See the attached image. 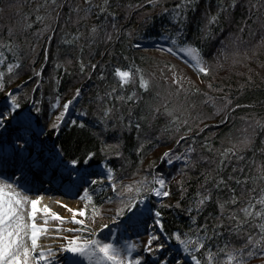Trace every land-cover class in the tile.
<instances>
[{
	"label": "trees",
	"instance_id": "16d2710c",
	"mask_svg": "<svg viewBox=\"0 0 264 264\" xmlns=\"http://www.w3.org/2000/svg\"><path fill=\"white\" fill-rule=\"evenodd\" d=\"M178 3L0 0V93L17 83L10 101L15 95L44 129L61 102L75 97L70 119L48 134L63 160L94 153L80 170L106 176L80 192L85 239L100 222L131 212L129 197L143 195L151 214L160 210L170 243L201 264H240V250L248 253L242 264H264V0H194L183 39L201 49L206 74L139 45L145 38L171 41V16L163 10ZM169 150L190 159L164 157ZM158 175L167 196L149 190ZM124 185L130 190L121 193ZM205 196L211 198L197 207ZM249 235L261 239L255 248Z\"/></svg>",
	"mask_w": 264,
	"mask_h": 264
},
{
	"label": "rangeland",
	"instance_id": "374dc122",
	"mask_svg": "<svg viewBox=\"0 0 264 264\" xmlns=\"http://www.w3.org/2000/svg\"><path fill=\"white\" fill-rule=\"evenodd\" d=\"M139 45L142 49L151 50L154 48L160 53H169L175 57L183 67H186L189 71L194 73L189 66V62L195 64V61L186 53L180 51L181 45L174 46L166 37L158 41L152 38H145ZM17 86V83H15L10 88L0 93V111H7V108L11 104L10 95L16 91ZM64 102L65 101L61 102L58 111L50 118V121L47 123L48 126H46L45 129L33 121L28 145L19 156L12 155V149L16 138L15 121H9L5 127L0 128V143L3 144V150L0 151V197L5 201L10 198L13 201H20L19 205L14 206L18 207L23 217L24 224L27 226L29 232L31 231L33 219L37 225L38 234L41 233V231H50V234L47 235L49 238L48 240L45 235L40 234L37 240L38 249L41 247L52 249V253L47 255V264H59L57 261L59 254L62 255V251L66 250L61 249L60 251H56V249L62 242H67L71 236L82 238L79 240L80 243L85 239L79 231L82 225L78 221L82 220V212L76 213L77 220L73 221L71 218L74 213L70 211L68 207H65V205L71 208L81 209L78 195H80L81 190L85 187L84 185L92 179H101L103 181L106 179V176H100L98 173L93 172L94 170H80L79 175L73 177L67 167L58 166L56 163L60 160V157L57 151L58 149L55 147L51 137H49L48 130L54 129V132H56V128L51 127L52 124L55 123L58 126L70 119L73 112V104H70L67 111L64 112ZM24 108L28 109L27 106ZM37 153L42 155L43 159L48 163L43 167L29 168L25 164L26 158H28L29 155L34 157ZM49 163L54 164L55 167L53 166L49 169ZM25 168L28 170L27 174H24L26 172ZM53 170L63 173V176H58L56 178V174ZM26 177H28V179ZM16 178L18 179L16 180ZM160 179L165 180L163 176H156L155 185L152 188L161 187L157 183ZM32 181L35 182L33 186H36V188L34 189H26L24 186L17 185V183L30 184ZM111 185L112 183H109V187L113 191L114 189ZM163 188L164 191L167 190L166 180ZM128 190H130V188L127 185L120 187L121 193L127 192ZM154 193L156 194V192ZM37 194H46L52 198L61 195L68 199V201L60 203L59 205L55 203H42L39 199L34 197ZM25 197L27 199H24ZM144 199L146 200L147 198L143 196V199L138 200V205L124 217L110 220L112 223H110L111 225L106 226L105 221H102L95 228L87 232V234L93 233L91 234L93 235L91 238H87L88 240L95 239L102 243H109L113 247L109 250L108 256H105L104 252L97 249L96 254L91 258L83 257V264H120L121 261L123 264H130V262L135 264L136 255L142 258V264H160V261L163 259H167L168 264H177V261H179L180 264H196L191 256H189L190 259H186L183 252L177 248V245L170 243L169 237L162 230L159 218L155 217V214L150 213L149 206H147ZM32 200H37V213L35 217L31 214ZM56 213H59L60 216L65 219L58 218L54 215ZM101 224L106 227L100 228ZM114 225H117L114 227L115 230H111V227ZM98 228L100 230L96 231ZM72 229H76L77 231H72ZM86 230L89 229L86 228ZM149 235L154 237V245L157 243L164 245L163 248L148 252L151 255L152 262L147 259V251L144 250ZM51 238L53 244L50 243ZM28 242L30 243V236ZM35 254L37 253L33 255ZM109 256L115 259H109ZM29 264H32L31 258Z\"/></svg>",
	"mask_w": 264,
	"mask_h": 264
},
{
	"label": "snow or ice",
	"instance_id": "6c2138e0",
	"mask_svg": "<svg viewBox=\"0 0 264 264\" xmlns=\"http://www.w3.org/2000/svg\"><path fill=\"white\" fill-rule=\"evenodd\" d=\"M194 4V0H180V3L175 4L173 8L171 9H164L163 11L169 12L171 16V23L168 25V27L165 29V31L171 32L170 39L172 41V44L175 46L177 44L182 45L180 48V51L183 53H186L188 56H190L196 64V67L202 72V73H209L210 67L205 64L204 60L201 56V49L195 44V42H186L183 39V26L184 22L187 19V10L192 9ZM233 6H235V0H233ZM88 7H91L89 5ZM101 11H105L104 8L100 9ZM224 9L222 8L221 11ZM87 11V9H85ZM115 16V13L112 14ZM213 19H218V17H213ZM108 39H112V36L109 35ZM170 50V49H169ZM92 67H95V65H92ZM116 71L120 74L121 77H128L130 76V73L127 71H122L121 69L117 68ZM2 75V74H0ZM103 75V73H101ZM141 86L145 89L149 88V81L145 79L143 76H141ZM175 82V81H174ZM5 87L4 84L0 83V89ZM11 91V90H9ZM77 95L79 94V89L76 90ZM75 99L73 97L72 99L66 100L63 103V111L66 112L70 104L72 103V100ZM40 108H35V112H40ZM111 112V109H106L104 112L105 117L109 115ZM34 113L31 109H25L23 105H21L18 101L15 95L12 96L11 104L7 108V111H0V128L5 127L9 121H15L16 123V138L12 149V155L13 156H19L24 152L26 149L30 136H31V129L34 121ZM75 123V121H74ZM83 123V122H81ZM186 123V121H185ZM51 127H57V125L54 123L51 125ZM188 131H191V129H188ZM3 150V144L0 143V151ZM189 152L192 151L191 148L188 149ZM229 150H226V152ZM94 155V153H89L87 158L78 159V158H72L71 160H63V156L61 154L60 160L56 163L58 166L67 167L70 174L75 177L78 176L80 173L81 166H87L91 163V158ZM116 155H119L117 152ZM164 157L173 156V159H182V160H188L190 159L187 156H176L172 153L171 150L166 151L163 154ZM47 161H45L39 153H37L34 157L29 155L28 158L25 160V164L29 168L33 167H43ZM108 180H113V176L111 175V170H109V175L107 176ZM219 180L222 182L223 177H220ZM93 183H96V180L92 181ZM157 183L161 186L159 188H151L150 191L156 192L157 195L161 196H167L169 193L167 191H164L163 186L165 185V180L160 179L157 181ZM112 188L115 190L117 185L113 183ZM85 192H88L89 190L87 188L83 189ZM137 193H140L141 189H136ZM210 196L202 197V199L199 201L197 207L200 205H203L204 202L208 199H210ZM24 199H27L26 197ZM143 199V196L138 195L135 198L129 197V205H125V208L127 211H131L138 205V200ZM236 201L233 200L232 203H235ZM20 201L16 200L13 201L11 198L7 201H5L2 197H0V264H29L30 258L32 261V264H47V255L52 253V249H45V248H39L37 246V240H38V232H37V225L35 223V220L33 219L32 225H31V231L29 232L27 229V226L24 224L23 217L21 216L18 207L14 205H19ZM261 204H264V200L260 201ZM31 214L33 217H35L37 213V200L31 201ZM65 207H68L70 211L74 213L72 216V220L76 221L77 216L76 213H81L84 210L80 208H71L68 205H65ZM221 210L223 211L224 205L221 204ZM246 215H251L249 207H245L243 210ZM117 212L119 215H123V211L120 209H117ZM60 219H65L64 217H61L59 213L54 214ZM161 212L159 209L155 210V217L161 216ZM233 216H235V212L232 213ZM262 214L261 212L257 211L255 213V216L260 217ZM239 219V217H237ZM81 225L85 223L84 220L78 221ZM159 222V221H157ZM223 223V221H221ZM240 223L243 224L245 221L240 220ZM106 227L105 225L101 224L100 228ZM203 227V226H201ZM261 231L264 232V223L260 224ZM85 229L81 228L79 231H84ZM100 229H96V231H99ZM72 231H77L76 229H72ZM175 238L179 241L180 240V233L174 234ZM30 236V243L28 242ZM82 238H78L76 236H71L67 242H62L61 245L56 249V251H60L61 249L66 250V255L62 259V264H83L82 257H88L91 258L93 255L96 254V250L99 249L100 251L104 252L105 256H108L109 250L112 249V245L109 243H102L101 241L92 239H84L82 243L79 242V240ZM248 241L253 242V248H255V245L261 242V239H256L254 241L253 236H248ZM154 237L152 235L148 236L147 245L144 246V250L147 252H153L154 249H160L163 248L164 245L157 243L153 244ZM196 247H204L202 243L199 241L196 244ZM187 246L185 247V251H187ZM195 250V249H193ZM33 255L34 253H37ZM248 253L243 252V250H240V264H242L243 257L247 255ZM252 255H255V251L251 253ZM264 254V253H262ZM109 259H115L114 257L109 256ZM229 260L234 259L232 255H229ZM192 260L196 262V264H201V259H198L196 256H192ZM120 264H123L121 261ZM132 264V262H130ZM135 264H142V258L139 255H136L135 257ZM160 264H168L167 259H163L160 261ZM177 264H180L179 261H177Z\"/></svg>",
	"mask_w": 264,
	"mask_h": 264
},
{
	"label": "bare ground",
	"instance_id": "6f19581e",
	"mask_svg": "<svg viewBox=\"0 0 264 264\" xmlns=\"http://www.w3.org/2000/svg\"><path fill=\"white\" fill-rule=\"evenodd\" d=\"M41 157H42V155H41ZM43 158V157H42ZM48 166H49V169H51V167H53L54 166V164H51V163H49L48 164ZM55 167V166H54ZM34 168H36V167H34ZM25 170H26V172L24 173V174H27V169L25 168ZM23 171V170H22ZM53 172L56 174V178L58 177V176H60V177H62L63 176V173H61V172H58V171H56V170H53ZM29 173V172H28ZM29 177H30V175H29ZM26 178H28V177H26ZM18 178H16V180H17ZM35 198H37V199H39L42 203H55V204H57V205H59L60 203H64V202H66V201H68V199H66L65 197H63V196H61V195H57L56 197H54V198H52L51 196H47L46 194L45 195H42V194H37V195H35L34 196ZM47 209H49V208H47ZM47 228V227H46ZM49 230V229H48ZM40 235H45V237L47 238V240L49 239L48 238V234H50V231H41V233H39ZM38 234V235H39ZM50 243L51 244H53V240H52V238H51V240H50ZM37 254H38V252H37ZM66 255V251H62V255H60L59 254V258L57 259V261L59 262V264H62V259H63V257ZM147 259L150 261V262H152V259H151V255H150V253H148L147 252ZM82 260H83V257H82ZM90 264H92V263H90Z\"/></svg>",
	"mask_w": 264,
	"mask_h": 264
}]
</instances>
